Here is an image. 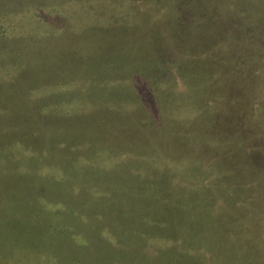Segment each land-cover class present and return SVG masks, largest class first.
I'll list each match as a JSON object with an SVG mask.
<instances>
[{"label":"rangeland","instance_id":"1","mask_svg":"<svg viewBox=\"0 0 264 264\" xmlns=\"http://www.w3.org/2000/svg\"><path fill=\"white\" fill-rule=\"evenodd\" d=\"M37 203L91 264H264V0H0V253Z\"/></svg>","mask_w":264,"mask_h":264},{"label":"trees","instance_id":"2","mask_svg":"<svg viewBox=\"0 0 264 264\" xmlns=\"http://www.w3.org/2000/svg\"><path fill=\"white\" fill-rule=\"evenodd\" d=\"M66 91L67 90L59 91V92L66 93ZM50 104L53 107V104L52 103ZM55 108H57L58 110L55 113V115H58V114L61 115V112H62L61 116L67 117L69 114H71L70 111H66L68 109L64 110V109H60V107L59 108L55 107ZM51 111H54V110H51ZM68 112L69 114H67ZM37 196L39 197V201L41 202L42 196L36 195V198ZM50 204H53V203H50ZM37 206H38V214H39L38 218L44 221V223L41 224L42 233H40V237L28 243L26 241V238L29 237L28 235L29 233H26V235H23V238L20 241H16V243H14L10 248L6 249L5 252L0 253V264H76L82 261H84L85 264H91L90 258L92 259V256L88 258V255L86 256L81 255L83 253L82 250L73 251L72 248H67L68 250L64 249V246L69 245L70 243L75 244L71 240V238L68 237V235H70L69 234L70 229L68 227L70 222L68 218H69V215H74L72 213L73 209L65 208V205L62 207L61 205H58L57 206L58 209L61 207V209H59L60 216H55L57 213L55 212L56 210H54V208L51 207V210L43 209V207H40L38 203H37ZM199 206L200 207L197 209L200 211H203V209L201 210L202 206L201 205ZM198 210H197V213H199ZM54 217H58V218L55 219ZM49 219L52 220L53 222H51ZM112 227L115 231L118 230V227L113 226V225ZM90 230L92 231V233H96L97 231L95 228H92V227H90ZM58 236H61V237L59 238ZM123 238L125 237L123 236V237L115 238V239L119 241V240H122ZM162 238H165V237H162ZM66 240H67V244H64V241ZM161 240H164V239H161ZM81 241L83 244L82 245L83 250L87 248L90 250V243L84 238H82ZM101 242L104 243L107 247L104 248L105 249L104 252L102 251L99 254H103L105 256L104 258L106 259V262L108 264H122L124 262L116 258V256L120 254V252L118 251L120 247L112 246L110 244V241H108V239H103V241ZM167 244H170V243H167ZM167 244H161V245L159 244L160 246L158 245L157 249L155 250L159 253V251L163 252L162 250L165 247H167V250L165 251L172 252L171 253L172 255L170 258L168 256L164 258L166 261L165 264H171V262L174 259L178 261L177 264H200V262L203 263V261L205 260H207V262L211 261L210 259L203 256L202 253H194L195 250L193 252L192 251L189 252V250H187L186 254L182 256L180 254L181 250H177L178 248L172 246V244L170 246H167ZM200 244L202 245V243ZM242 256H243V250L242 251L239 250L237 256L235 257V259H237V264H241L243 261L247 262L249 260H252L251 257L245 256L243 257L242 259L243 261H242L240 260ZM196 258H198V260H195ZM211 263L217 264V262L215 261H211Z\"/></svg>","mask_w":264,"mask_h":264}]
</instances>
